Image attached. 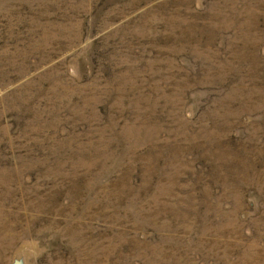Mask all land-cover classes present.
<instances>
[{"label":"rangeland","instance_id":"374dc122","mask_svg":"<svg viewBox=\"0 0 264 264\" xmlns=\"http://www.w3.org/2000/svg\"><path fill=\"white\" fill-rule=\"evenodd\" d=\"M0 264H264V0H0Z\"/></svg>","mask_w":264,"mask_h":264}]
</instances>
